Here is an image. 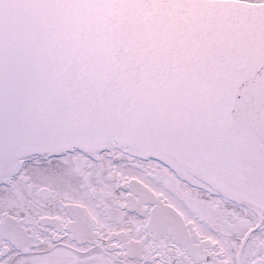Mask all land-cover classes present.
<instances>
[{
  "label": "water",
  "instance_id": "water-1",
  "mask_svg": "<svg viewBox=\"0 0 264 264\" xmlns=\"http://www.w3.org/2000/svg\"><path fill=\"white\" fill-rule=\"evenodd\" d=\"M113 148L264 215V3L0 0V184Z\"/></svg>",
  "mask_w": 264,
  "mask_h": 264
},
{
  "label": "flooded vegetation",
  "instance_id": "flooded-vegetation-1",
  "mask_svg": "<svg viewBox=\"0 0 264 264\" xmlns=\"http://www.w3.org/2000/svg\"><path fill=\"white\" fill-rule=\"evenodd\" d=\"M0 264H264V215L116 148L30 155L0 184Z\"/></svg>",
  "mask_w": 264,
  "mask_h": 264
},
{
  "label": "bare ground",
  "instance_id": "bare-ground-1",
  "mask_svg": "<svg viewBox=\"0 0 264 264\" xmlns=\"http://www.w3.org/2000/svg\"><path fill=\"white\" fill-rule=\"evenodd\" d=\"M94 155H96V154H98V152L97 153H93Z\"/></svg>",
  "mask_w": 264,
  "mask_h": 264
}]
</instances>
